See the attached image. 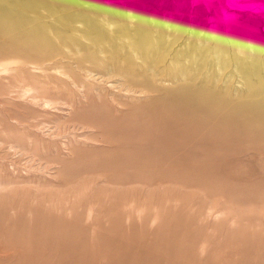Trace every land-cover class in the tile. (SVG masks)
I'll list each match as a JSON object with an SVG mask.
<instances>
[{
	"label": "rangeland",
	"instance_id": "rangeland-1",
	"mask_svg": "<svg viewBox=\"0 0 264 264\" xmlns=\"http://www.w3.org/2000/svg\"><path fill=\"white\" fill-rule=\"evenodd\" d=\"M0 264H264V0H0Z\"/></svg>",
	"mask_w": 264,
	"mask_h": 264
},
{
	"label": "bare ground",
	"instance_id": "bare-ground-1",
	"mask_svg": "<svg viewBox=\"0 0 264 264\" xmlns=\"http://www.w3.org/2000/svg\"><path fill=\"white\" fill-rule=\"evenodd\" d=\"M114 71V69H113ZM135 77V76H134ZM134 83V82H133ZM139 87V86H138ZM164 113L161 112L157 116V118L154 120H148V119H142L140 123L138 124H133V123H128L126 125H122L118 127V129L122 130V133L118 136L117 140L118 142L125 144L130 141H135V143H130L129 146L132 148L133 146L135 149L138 148V144H143L144 141L148 140V137L152 135L153 132H159L162 133L165 130L163 129L164 125ZM144 120V121H143ZM156 125V126H155ZM116 138V137H115ZM153 144H155L158 148V151L151 152V158L155 156H160V157H166V147H159L158 145L160 144V141L155 140L152 141ZM144 153H140L138 157H143ZM117 163L123 167H126L128 165L127 160L125 159H120L117 161ZM151 166L156 165L155 163H150Z\"/></svg>",
	"mask_w": 264,
	"mask_h": 264
}]
</instances>
